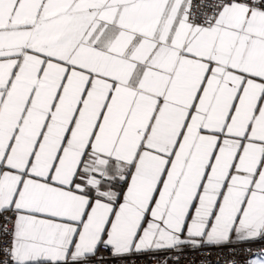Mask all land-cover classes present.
<instances>
[{"label":"snow or ice","instance_id":"1","mask_svg":"<svg viewBox=\"0 0 264 264\" xmlns=\"http://www.w3.org/2000/svg\"><path fill=\"white\" fill-rule=\"evenodd\" d=\"M256 240L264 0H0V264Z\"/></svg>","mask_w":264,"mask_h":264},{"label":"built area","instance_id":"2","mask_svg":"<svg viewBox=\"0 0 264 264\" xmlns=\"http://www.w3.org/2000/svg\"><path fill=\"white\" fill-rule=\"evenodd\" d=\"M260 249H264V240L227 244L222 247H206L197 251L185 249L180 255L179 264H201V261H206L208 264H227L232 260L243 264L246 259L252 256L253 252ZM133 264H156V261L150 256H146L142 259L134 258Z\"/></svg>","mask_w":264,"mask_h":264}]
</instances>
